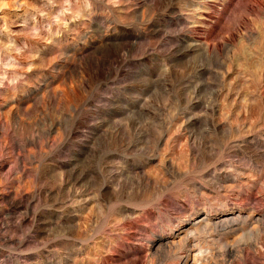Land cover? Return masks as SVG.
Returning <instances> with one entry per match:
<instances>
[{
  "label": "rangeland",
  "instance_id": "rangeland-1",
  "mask_svg": "<svg viewBox=\"0 0 264 264\" xmlns=\"http://www.w3.org/2000/svg\"><path fill=\"white\" fill-rule=\"evenodd\" d=\"M242 245L264 264V0H0V264Z\"/></svg>",
  "mask_w": 264,
  "mask_h": 264
},
{
  "label": "bare ground",
  "instance_id": "bare-ground-1",
  "mask_svg": "<svg viewBox=\"0 0 264 264\" xmlns=\"http://www.w3.org/2000/svg\"><path fill=\"white\" fill-rule=\"evenodd\" d=\"M262 216V215H261ZM259 220V219H258ZM221 222V221H220ZM223 222H224V220H223ZM228 222V221H227ZM225 223H226V221H225ZM261 223V222H260ZM263 224V223H262ZM224 225V224H223ZM226 225H228V224H226ZM227 227V226H226ZM227 247V246H226ZM225 249V248H224ZM234 249V248H233ZM238 249V248H237ZM248 249H249V246L248 245H242V246H240L239 247V252L240 253H238V255H237V258L239 257L240 258V262H241V264H244V263H247V261L248 260H250L249 258V255H251V253L250 252H254V251H248ZM251 249V248H250ZM235 250V249H234ZM252 250V249H251ZM258 250V249H257ZM233 253H237V252H233V250L232 249H225V251H224V257L225 258H230V257H232V255H233ZM253 254V253H252ZM233 256H236V254L235 255H233ZM252 256H254V255H252ZM254 259V258H253ZM226 261V260H225ZM244 262V263H243ZM254 263V262H253ZM250 264V263H249Z\"/></svg>",
  "mask_w": 264,
  "mask_h": 264
}]
</instances>
